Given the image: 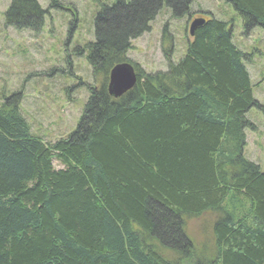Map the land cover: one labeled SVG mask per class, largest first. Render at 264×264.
Masks as SVG:
<instances>
[{
    "label": "trees",
    "instance_id": "obj_1",
    "mask_svg": "<svg viewBox=\"0 0 264 264\" xmlns=\"http://www.w3.org/2000/svg\"><path fill=\"white\" fill-rule=\"evenodd\" d=\"M224 1L245 31L264 30V0ZM191 3L100 5L94 39L84 45L98 86H86L82 114L64 137L32 134L19 93L3 96L0 264H176L162 249L193 264H264V170L244 155V130L256 129L246 114L264 105L252 95L230 21L206 18L177 61L164 51L166 70L133 63L132 89L119 98L106 89L111 67L130 62V41L149 30L161 7L179 17ZM59 7L50 0L48 9ZM48 9L11 0L5 18L36 31ZM207 210L218 216L215 255L204 263L193 257L184 221Z\"/></svg>",
    "mask_w": 264,
    "mask_h": 264
},
{
    "label": "rangeland",
    "instance_id": "obj_2",
    "mask_svg": "<svg viewBox=\"0 0 264 264\" xmlns=\"http://www.w3.org/2000/svg\"><path fill=\"white\" fill-rule=\"evenodd\" d=\"M36 1L48 9L50 0ZM111 1L60 0L61 7L49 8L41 27L34 31L8 24L5 13L11 0H0V102L3 96L18 92L20 114L30 132L45 141L64 137L74 129L89 94L86 86H98V76H93L86 61L84 45L94 39L96 11L102 3ZM189 12L173 17L171 10L163 5L150 22L149 30L130 41L128 59L144 72L166 70L164 51L171 50L172 61L183 55L193 18L213 16L230 21L232 42L245 55L252 95L264 105V30L255 27L245 31L239 14L224 0H192ZM71 23L73 27L69 30ZM246 116L256 129L244 130V155L264 170V112L251 107ZM217 216L218 212L207 210L187 216L184 221L193 257L204 263L215 255L212 225ZM161 251L168 259L177 261L176 264L194 263L172 251Z\"/></svg>",
    "mask_w": 264,
    "mask_h": 264
},
{
    "label": "water",
    "instance_id": "obj_3",
    "mask_svg": "<svg viewBox=\"0 0 264 264\" xmlns=\"http://www.w3.org/2000/svg\"><path fill=\"white\" fill-rule=\"evenodd\" d=\"M204 22V18H194L189 25V35L192 37L194 31ZM136 80V73L130 63H117L109 70L108 82L106 86L107 92L111 97L119 98L135 86Z\"/></svg>",
    "mask_w": 264,
    "mask_h": 264
}]
</instances>
